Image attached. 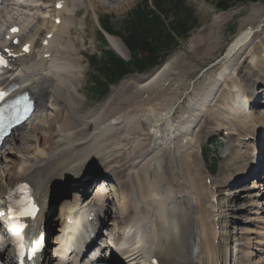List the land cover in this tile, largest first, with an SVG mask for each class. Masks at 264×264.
Listing matches in <instances>:
<instances>
[{"label": "bare ground", "instance_id": "6f19581e", "mask_svg": "<svg viewBox=\"0 0 264 264\" xmlns=\"http://www.w3.org/2000/svg\"><path fill=\"white\" fill-rule=\"evenodd\" d=\"M53 1V10L55 12L54 20L61 18V23L57 25L53 24L51 29H54L48 32L47 35L55 34L52 39H49V44L42 46L38 60L31 63L28 60H24L19 66L20 68L15 67L11 76L7 72L0 79V84L3 85V82L6 80L5 77L9 75L4 84H7L14 78L21 84L22 88H30L38 101L33 121L45 115L46 108L48 107L46 101L50 95V86L57 92L63 88L67 90L69 89L68 84H70V80L74 79L72 74L76 59L68 54V46H65L62 40L63 34L66 32L65 30L68 28L69 31L68 26L70 25L69 22H71L68 11L74 14V12L72 13V10L74 11L73 8H77L78 3L81 4L80 1L82 0H71L73 8L69 10L67 8H55L56 3L63 0H20L22 3L17 4L20 5L19 8H22L23 4H26L24 7L30 8L32 12L34 9L35 11L37 10L34 14V22L37 20L36 22L46 24L47 17L42 16L41 11L49 3L53 4ZM45 2L48 3L47 6ZM73 3H75V6ZM9 8L6 5L4 9L0 10V15ZM254 17L253 23L248 21L250 25H253L251 26L252 28L239 33L236 40L230 46L227 52V61L223 67L213 77L210 76L194 96L188 97V104L186 105L181 104L183 95H179L180 93L177 89L179 81L175 80L177 81L175 82L172 78V81L167 80L178 69V64H181L178 62L181 59L179 57L181 54L173 55L168 60L166 59V62L164 61L156 67L149 75L142 76L134 74L133 76L129 75L124 77L119 84V90L116 93H111L112 95H109L106 99L104 98L105 100L103 99V103L98 108H95L94 111L87 114H79V111L74 108L73 101L69 98L68 100L66 99L67 102L63 96H53L57 112H61L62 109L58 106L63 103V100L65 106L67 108L70 107L71 113L66 115L63 125H56L55 123L51 124L53 126L47 125L46 128L50 134L44 136L40 140L39 145L29 147L24 151L17 146L18 139L26 136V133L22 131L18 134L14 132L6 139L2 147L0 163L3 153H5V146L8 144H10L9 146L12 150H17L21 155L19 156L18 162L14 161L11 165H7V168L13 165L15 172H9L7 170L8 172L5 175L6 180L4 181V178L0 180V203L2 206H4L7 195L13 187L28 180L34 181L41 205V212L35 221L36 228L34 229L40 233L43 223L49 221L53 216L54 208L49 219L47 215L48 199L52 193L50 189L58 182L63 184L72 178L82 179L88 173L86 170L89 164H99L102 168L109 171L114 178L118 180L122 179L121 183L128 187V192L125 197L128 193L133 194V190L138 195V197L135 196L136 198H134L131 194L117 209L115 208L117 212L119 209L117 216L120 217L124 226H119L121 232L118 231V238L115 236L113 242H107L102 247V252H108V254H102L101 252V255L98 256L97 260L101 264H110L112 262L110 257L112 254L109 252L112 249L111 247H113L114 251L116 250L118 252L120 261L122 260L126 264H147L152 261V256L156 253H159V255L167 253L172 256L170 260L165 259V264H219L220 259L217 252V242L219 241L220 243L221 241L222 221L225 219V216L220 214L223 207L222 204H216V201H214L215 197L218 198L216 191L219 188L218 186L215 188L214 185L210 186L206 179V188L200 194H195L196 191H199L200 186L202 187L203 182L198 169L196 167L192 168L189 160L182 159V157L179 158L184 161V165L182 164V167L178 164L176 165L175 155L179 152V148L177 147L185 148L192 144L191 136L194 133V129L199 126L202 120V113L211 106H215L218 109V97L216 98L214 94L219 90L221 82L225 83L230 78L229 76H238V73H235L236 70L233 71L236 62H240V67L242 63L247 62L248 58L251 63L254 62L257 58V55L254 53L257 44L261 45L260 50L263 51L262 58H264V12L260 13V11L258 12L255 9ZM34 22L30 25H24V30L22 29L20 38L22 37L24 39V32L31 31L38 24L35 23L34 25ZM9 29L4 33V36L8 34ZM59 29L62 33L60 36H57V30ZM41 31L42 29H37L36 35ZM107 37H109L108 40L111 47L113 46L115 49L112 48L118 54L120 53L119 55L124 57L126 54L128 56L127 47L121 38L110 33H107ZM213 38H215L214 33ZM46 39L44 38V41ZM245 53L248 54V57L242 60ZM238 59L240 61H237ZM237 72H239L238 69ZM174 75L180 79L184 77V75L180 74L174 73ZM16 76L19 78H15ZM225 87H227L226 93L228 97L231 96L232 103L230 105L227 104L226 112L222 116L213 115L214 120H216V128L231 129L233 131L231 133L233 137L238 135L239 138L243 139L248 136L264 138V109L258 110L260 113L258 114L259 117L253 116L248 120L249 123H254L251 129L256 130L255 133H246L245 130L249 129L247 127L248 125H240L237 123L236 126L235 122L238 118L240 120V118L250 115L253 108L245 109L243 106L244 103L241 101L247 96L250 102L253 101L254 105L257 104V101L250 96L251 94L254 95V93L250 91L246 92L238 85L228 87V84H225ZM223 94L225 95V90ZM123 103H126L127 106H123ZM209 116L213 118L212 115ZM209 116L205 122L210 121ZM178 136L181 137L178 138ZM233 141L240 143L238 144L239 147H244L249 144L247 143L248 141L238 139H234ZM250 144L256 147L255 142H250ZM152 148L154 149L151 150ZM165 148H169L170 151H164ZM254 149L252 148L251 150L254 151V157L257 158L256 163L253 160V155L251 156L250 153V156H247V152L239 154V158H244L245 161L249 157H252L248 162L238 167V170H242L243 168L244 171L249 170L247 172L248 176L251 174V170H256V166L259 164V157H257L256 149ZM148 152L150 154L153 152L156 154L149 159L148 163L150 165L144 166V171L141 173L143 174L142 179H139L141 174L135 166L144 159L146 161L145 157L149 155ZM167 153V165L165 167L163 166L164 171L162 167L163 158L166 157L165 155ZM148 163L146 162L145 164ZM154 163L157 164L158 168ZM148 166L149 169L147 168ZM152 169H155L154 172H157V174L160 173V178L157 174H153ZM13 174H15L14 177ZM147 175H151L153 178L158 176V178L157 180L151 181ZM12 177L13 179H11ZM256 178L257 181L251 186V190L259 191L262 182L259 180L260 177ZM133 179H139L143 188L140 189L139 184L134 183ZM84 182L86 180L82 184ZM93 185L99 186L101 191L103 190L102 187L105 186H101L99 181L94 182ZM89 193L88 196L92 194L95 196L91 200L95 199L106 203L105 207L99 203L101 204L99 205V211L104 212L106 216L104 222V226L106 227L109 224L107 219L110 217L115 218L114 209L109 203L110 200L107 194L105 195L99 190L96 192V190L92 189ZM80 197L81 195L73 194L68 199H65V197L56 200L54 204L55 215L57 214L59 218L56 224L61 222L70 206L75 205L76 210L79 212L84 208L85 204H81ZM101 197H104L106 202ZM252 198H254L252 203L255 204L254 206L256 208L253 214L261 216L258 218V221L263 224L261 230L256 231L258 233L255 234L259 237V241L256 240L257 242L255 243L257 246H261L257 251L261 253L264 251V189L261 188ZM63 199L65 201L61 205L60 201ZM201 208L205 212H202ZM163 210L167 215L163 213ZM219 215L220 217L218 218ZM217 218L221 220L220 224H218L219 231L216 229L217 223H214ZM55 221L56 217L55 220H52V223ZM250 222H255V218L251 219ZM223 228L225 227L223 226ZM76 231H78L77 228ZM115 233H117V229ZM254 233L252 231L250 234L252 235ZM56 234H59V232ZM123 237H125V241H122ZM58 238V250L54 254L55 260H57H54V263L66 264L68 257H66L63 247L65 240H69L71 235L62 231ZM74 238L75 236L73 235V240ZM250 241L252 239L247 238L245 246L251 249L253 247L251 246L252 244L249 245ZM97 246L98 241L96 240L93 245L94 250ZM114 251L112 252L114 253ZM215 252L217 253L215 254ZM45 256L48 255H44L42 258ZM85 257L88 256L86 255ZM157 258L159 257L157 256ZM84 261H87V259H84ZM245 261L243 259L242 263ZM248 262L249 264H261L260 260L254 263L252 260ZM54 263L50 259V256L42 260V264Z\"/></svg>", "mask_w": 264, "mask_h": 264}, {"label": "rangeland", "instance_id": "374dc122", "mask_svg": "<svg viewBox=\"0 0 264 264\" xmlns=\"http://www.w3.org/2000/svg\"><path fill=\"white\" fill-rule=\"evenodd\" d=\"M141 1L142 0H82L80 1L81 4L78 7V9L80 10L76 13V15L70 16L71 22H69L70 25L68 26L69 31H68V28L65 30L66 32L64 31L65 32L64 34L70 35L71 37L69 41L70 43H68V40H65L64 34H63L64 39L62 40V42L68 46V49H69L68 54L72 55L73 58L76 59V62H74L75 67L73 68V74H72L74 76V79L70 80L71 82L70 84H68L69 89L67 90H65L64 88L63 90L61 88L62 90L61 91L59 90L57 92L55 89L52 88V86H50L51 87L49 88L50 95L48 96V99L46 102V105L48 107L46 108L47 110L45 112V115L40 118H36V120H34L33 123L26 125V127L22 131L26 133V136L24 138L22 137V139L19 138L18 139L19 141L17 142V146L19 148H21L24 151L29 147H35L36 145H39L40 140H42L44 136L50 134V132L47 131L48 129L46 128V126L54 124V123L56 125L58 124L63 125V121L65 120L66 115L68 113H71L70 107L67 108L65 106L64 100H63V103H61V105L58 106V107H61L62 109L61 112H57L56 111L57 107L54 105L53 96L55 95L63 96L65 100L66 99L68 100L69 98L70 100L73 101V104L75 106L74 108H76V110L79 111V114L83 115V114H87V113L94 111V109L98 108L100 104L103 103V101L109 95H112L113 93H116L119 90V84L121 83L123 79L119 81L118 83L111 85L108 94L104 97L105 99L103 98L104 100L95 99V96L91 93V90H90L91 85H92L91 74L93 73V69L91 67V64L89 63L88 56L92 55L91 53H94V52H96V54L99 55L101 54L103 50L106 49V50H113L119 57H121L119 55L120 53L118 54L114 50L115 48L113 46L112 47L114 49L111 47L109 41H107L108 43L104 44L99 40V31H101L102 29L101 18L106 15L110 16L112 26L116 30H120L124 24L125 17H127L129 12L133 10L138 5V3ZM218 3H219V0H187V5L192 7L194 10L193 16L197 19V26L192 29L189 37L186 40H183L182 38H177L180 45L172 53H170L167 58H165L162 61L163 63L166 59L168 60L173 55L175 56V55L181 54V56L179 55L181 59L180 61H178L181 64H178L179 65L178 69L175 70L167 78V80L172 81V79H174V81L175 80L179 81L178 82L179 86L177 89H178V92L180 93L179 95H183L182 100H181L182 105L188 104V97L194 96L195 93L199 90V88L204 85V82L206 83V81L209 79L210 76L213 77V75H215L218 72V70H220L223 67L224 63L227 61V52L230 46L232 45V43L238 37L239 33H242V31H246L252 28L251 26L253 25L252 24L250 25L249 22L253 23V20L255 18L254 17L255 9L258 10V12L260 11V13L264 12V2H247V3L235 4V5H232V7H230L226 12L223 10H219ZM73 4L75 5V3ZM45 5L47 6L48 3L45 2ZM69 6H70V3H69ZM36 11L33 10L32 12L30 11V9L18 8L14 6V8L2 13V15L0 16V19H1L0 28H7V26L11 24V21H13L15 18L24 20L26 22V25L33 24L34 18H35L33 13L35 14ZM41 15L47 17L46 24H43V22L41 23L36 22L37 20H35L34 25L35 23H38V24L36 25V27L32 28L31 31L33 34H36L37 29H42V30L44 29L40 34L34 35L36 37L44 38L46 33L54 29V28L51 29L54 24V13L51 10L50 3L47 7L44 8V10L41 11ZM174 15L175 13L173 12L170 15L169 20H173L175 18ZM219 16L220 18L222 16L221 20H219L220 19ZM57 31L62 33L60 29ZM213 33L215 34V38L212 39ZM260 34H259V38L261 40ZM263 42H264V39H263ZM102 44H104V46ZM34 47H35L34 51L29 60L30 62H33V60H35L37 55L39 54L40 41L39 43L35 44ZM260 48H261L260 44L259 45L257 44V46L255 47L254 53L257 55V58L254 61L255 63L254 62L251 63L250 59L248 58L247 62L242 63L240 67V62L238 63L236 62V65L234 66L235 69L233 71L236 70L235 73H238V76L237 75L229 76L230 78H228L225 81V83L224 82L220 83L219 90H217V92H215L216 94H214L216 98L218 97L217 98L218 100L217 105H219L217 106L218 109H216V107L211 106L210 108H208V110L202 113V117H201L202 120L199 126L194 129V133L191 136L192 144H190L189 146H186L185 148L177 147L179 148V152L176 153L175 155V158H176L175 164L176 165L178 164L179 166L182 167V164L184 165V161L181 160L179 157H182V159H188L189 162L191 163L192 168L196 167L198 169L200 173V177L203 180L202 187L200 186L199 191H196L197 193L195 192V194H200V192L206 188V185H205L206 178L205 176H203L204 175V171L202 169L203 161H202V158L200 157V153L202 151V148L208 145L209 140H211L212 138L211 131L213 129H217L215 126L216 120H214V116H222V114L226 112L227 104L230 105L232 103L231 96L228 97L226 93L227 87H225V84H228V87L232 85L241 86L246 92L252 86L253 87L255 86L254 89L255 90L257 89L255 98H256L257 103L259 102L256 107H258L257 108L258 110H259V107H262L260 108V110L264 109V81H263L264 80V58H262L263 51L260 50ZM124 57L126 58L130 57L129 53H128V56H126L125 54ZM246 57H248L247 53L244 54L242 60ZM237 61H240V60L238 59ZM237 69L239 70V72H237ZM152 72H149L147 74H142V76L149 75ZM260 72L261 74H259ZM174 73L184 75V77H181L180 79L176 77ZM137 74L138 73H135V75ZM261 75L263 77L262 80L260 78ZM243 85H246L248 87L244 88ZM257 85H258V88H257ZM224 90H225V95L223 94ZM213 97H212V100H213ZM252 98L254 99V97ZM122 105L127 106L126 103H123ZM217 110L218 112H216ZM258 110L255 111L254 109H252L249 116L240 118L241 121L239 120V118L236 119L235 121L236 126H237V123L240 125L247 124L248 125L247 127L249 129L245 130L246 133H251V132L255 133L256 130L251 129L253 128L254 123L253 122L249 123L248 120H250V118L253 116L259 117L258 114L260 113H257L259 112ZM209 115H212V116L214 115V116L212 118ZM208 116H209L210 121H206L208 122L206 123L205 120L208 118ZM36 126L37 127L39 126V127L37 128ZM34 129H36L37 131ZM225 129H228V128H225ZM180 137L181 136H178V138ZM9 145L10 144L5 146L6 147L4 149L5 153H3V156L1 157L2 161L0 163V180L4 178V181L6 180L5 175L7 174L8 171L15 172L13 165L9 168H7V165H11L12 162L14 163V161L18 162L19 156H21L17 150H12ZM212 148H213L212 151L214 149L216 151H213L214 154H212L207 160L209 163H206L207 164L206 167L210 168L211 172L213 171L214 173L213 175L210 176L211 179L218 184L219 189L224 186V184L222 183L226 180L227 181L225 182L226 184L225 186L227 187H230L231 185L235 184L233 186V189L227 188L226 191L224 189L225 195L219 200L223 206L221 210V214L225 216V219L222 221V230L220 233V239H221L222 245L224 246L223 251H224V256L226 257L225 258L226 263L227 264H243L242 260L244 259V261L246 260L244 264H247V263L249 264L248 262L249 260H252L253 263L260 260V263L262 264L264 263V254H263L264 251L261 253L257 251V249L258 248L260 249L261 246L259 247L255 243L259 241L258 240L259 237H257V235L255 234L258 233L256 231L261 230L263 224L260 221H258V218L261 216H257V214L255 215L253 214V212L256 210L255 207H252V205H255L254 203H252V200H254V198H247V196L249 195L253 197V195L257 193L258 190H251V186L254 185L253 183L254 179L252 178V176L247 177L248 176L247 172L249 170L244 171V168L242 170H238L239 165L244 164L245 162H248L249 159L252 158V157H249V159L245 161L244 158L242 159L239 158V154L247 152L248 153L247 156H250L249 155L250 153L251 156L253 155L254 157L255 153L253 150H251L252 148H254V146L249 143L248 145L244 147H238L236 145V142L233 140L228 141L225 144L217 140V144L216 143L212 144ZM249 148L251 149L249 150ZM153 149L154 148H152L151 150ZM233 150H235L234 153H233ZM164 151L168 152L170 151V149L165 148ZM148 154L149 155L145 157L146 161L144 158H141L144 160L139 162V164L137 163L135 166V168L139 170L140 174L142 173V171H144V166L150 165L148 161L152 156L154 157L156 153L153 152L150 154V152H148ZM157 155L156 157H158ZM165 156L166 157L163 158L162 167L163 166L165 167L167 165L168 153ZM253 160L255 161V163L257 162V159L255 157L253 158ZM146 162L148 164H145ZM154 164L157 166L156 163ZM164 167H163V170H164ZM142 168L143 170H141ZM147 168L149 169V166ZM154 170L155 169H152L153 174H157V172H154ZM163 170H162V173H163ZM86 172L88 173L91 172L94 176L86 180V182H84L83 184H82L83 181L80 178L69 179L67 180L68 182H65L63 184H60L58 182L57 185L54 186V189H53L54 191L52 192V196L59 195L61 197L58 199H62L65 197H66L65 199H68L73 194L74 195L75 194L85 195L89 193V191H91L92 189L96 190V192L99 190L105 195L107 194V197L110 200L109 203L111 207L114 209L113 211L115 214V218L114 217L109 218V221H108L109 224L107 226L108 231L104 232V236L108 240V243L109 242L111 243L113 242V239L115 238V236L116 238H118L119 236V232H118L119 226H124L123 225L124 223L122 222V220H120V217L117 216L119 209L117 212L115 208L117 209L125 201V199L130 197L132 193H128V195L125 197L126 193L128 192V187L121 183L122 179L118 180L114 178L111 175V173H109V171L102 168L99 164H95V165L89 164V167L87 168ZM14 175L15 174H13V177ZM157 175L159 176L160 173ZM142 176L143 174L140 175L139 179H142ZM158 176L156 178H153L151 175H147V177H149L151 181L157 180ZM13 177L11 179H13ZM139 179H136V180L133 179V180H134V183L139 184L140 189H142L143 187ZM97 181L101 183V186L105 185L102 187L103 189L102 191L99 189L100 188L99 186L93 185V183ZM133 192L135 193V194L134 193L132 194L134 198L138 197V195H136L137 192H135L134 190ZM228 195L230 196L228 197ZM65 199L60 201L61 205L64 203ZM201 210L202 212H205L203 208H201ZM54 215H55V207H54L53 216L51 217V219L55 220V217H56V221L51 224L52 230L50 233H54L55 232L54 229L58 227V225L56 224L58 215L56 214L55 217ZM254 218H255V222H250V220ZM259 220H262V219H259ZM223 226L225 228H223ZM116 229H117V233H115ZM252 231H254L255 233L251 235L250 233H252ZM244 237L246 238L243 239ZM247 238L252 239V241H250L249 243V245L252 244L251 246L253 248L251 249L245 246ZM231 246H232L233 252L229 249ZM111 248L112 249H110L109 252L113 254L112 251H114V249L113 247ZM49 251L50 253L48 254L50 256V259H52L54 263V260H55L54 252L50 248H49ZM250 256H252L251 259H250Z\"/></svg>", "mask_w": 264, "mask_h": 264}, {"label": "trees", "instance_id": "16d2710c", "mask_svg": "<svg viewBox=\"0 0 264 264\" xmlns=\"http://www.w3.org/2000/svg\"><path fill=\"white\" fill-rule=\"evenodd\" d=\"M264 0H219V10H228L232 5ZM193 8L187 0H142L129 12L120 30L111 23L110 16L101 18L103 28L110 34L123 38L130 50L129 61L117 56L112 50H104L101 55L88 56L93 69L91 93L96 100L105 97L112 84L124 76L144 74L172 53L179 45L177 38L186 40L197 26ZM175 13L174 19L169 20ZM99 40L106 44L105 36L99 32Z\"/></svg>", "mask_w": 264, "mask_h": 264}, {"label": "snow or ice", "instance_id": "6c2138e0", "mask_svg": "<svg viewBox=\"0 0 264 264\" xmlns=\"http://www.w3.org/2000/svg\"><path fill=\"white\" fill-rule=\"evenodd\" d=\"M13 31H17L16 29H13ZM25 50H27V46L25 48ZM6 65V61L4 60V58L2 56H0V66H5ZM6 92L4 90H0V100H4L5 96H6ZM27 98H23V100L26 102ZM17 104L21 103L20 100L16 101ZM24 111H28V107L25 106ZM24 210L21 211V215H34L36 208H35V204L31 202V200H27L24 202L23 205ZM34 251V250H33Z\"/></svg>", "mask_w": 264, "mask_h": 264}, {"label": "water", "instance_id": "95a60500", "mask_svg": "<svg viewBox=\"0 0 264 264\" xmlns=\"http://www.w3.org/2000/svg\"><path fill=\"white\" fill-rule=\"evenodd\" d=\"M94 175L90 172L89 177H93ZM54 198H58V195H55Z\"/></svg>", "mask_w": 264, "mask_h": 264}]
</instances>
